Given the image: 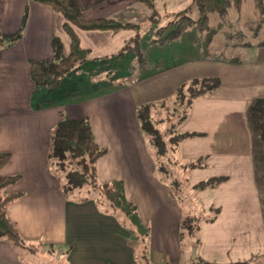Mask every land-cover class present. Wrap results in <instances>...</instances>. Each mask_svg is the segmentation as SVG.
I'll use <instances>...</instances> for the list:
<instances>
[{"label": "crops", "instance_id": "crops-1", "mask_svg": "<svg viewBox=\"0 0 264 264\" xmlns=\"http://www.w3.org/2000/svg\"><path fill=\"white\" fill-rule=\"evenodd\" d=\"M73 1L88 19L135 26L118 31L74 29L80 48L88 52L83 64L99 63L105 70H112L110 66L120 59L136 60L123 47L142 26L150 23L158 29L165 25L159 20L150 22L152 11L137 0ZM152 1L157 13L173 14L192 0ZM25 10L22 37L13 46L0 49V155L10 156L0 167V176L20 177L8 191L22 197L7 207V214L24 242L53 251V255L43 252L35 258L40 263L47 258L54 264L61 259L63 264H136L129 231L93 201L66 199L62 180L48 166L50 134L55 125L64 118L86 117L96 142L107 149L96 163L98 181L122 184L121 203L136 207L139 228L149 233L150 250L178 253L183 209L169 195L166 183L153 178L154 153L147 150L149 142L140 130L135 110L163 100L165 93L174 94L191 79L206 77H217L220 86L194 100L186 119L177 125L178 134L198 136L172 147V153L186 167L183 173L192 202L204 218L209 210H216L213 220L198 226L196 254L212 264L248 262L263 256L264 214L254 154L258 140L250 129L247 106L254 99L264 98V47H253V61L188 59L161 67L133 84L79 99H53L42 92L40 108L35 109L28 62L51 59L52 38L61 40V33L67 38V51L61 42L68 52L69 39L62 30V15L32 0H0V34L14 33ZM258 147L264 170V150L259 142ZM198 159H203V167L187 169ZM218 177L226 180L215 188L194 191L196 184ZM0 264L30 263L0 241Z\"/></svg>", "mask_w": 264, "mask_h": 264}, {"label": "trees", "instance_id": "trees-1", "mask_svg": "<svg viewBox=\"0 0 264 264\" xmlns=\"http://www.w3.org/2000/svg\"><path fill=\"white\" fill-rule=\"evenodd\" d=\"M39 4L50 7L64 18L62 30L69 39V50L66 52L61 40L54 36L51 41L53 56L51 59L36 61L30 60V78L34 85L32 100L35 109H39V96L42 92L50 93L60 87L62 78L76 63H83L88 55L86 50L79 46L78 37L74 29L83 31H118L126 28H135L131 24H123L106 19H88L84 16L78 5L73 0H32ZM152 11L150 22L157 21L158 13L152 0H137ZM256 11L264 13V0H252ZM243 0H192L190 4L180 12L173 14V18L164 26L154 32L152 44L157 46L169 45L177 40L189 27L194 26L199 33L208 28V15L215 13L219 17H226L228 9L234 7L236 11L241 9ZM195 10L197 18H191L190 13ZM27 11H24L18 29L11 34H0V49L13 46L21 37L26 24ZM137 35L131 40L133 46L128 43L123 51H130L134 54L138 64L145 61L139 47ZM238 47L249 48L250 44H240ZM255 47H264V41L259 42ZM220 80L217 77L194 78L189 83H184L176 88L174 94L176 100L186 105L184 115L176 125L181 124L187 117L188 111L194 100L210 95L218 89ZM150 104L136 108L135 115L139 122L143 135L149 137L151 146L155 149V157H162L167 151L162 134L154 128L150 117ZM247 118L250 129L264 145V98L252 100L247 106ZM198 136L196 133L176 134L169 141L173 145L181 141ZM107 153V149L96 142L90 120L86 118L71 120L62 119L53 128L50 134V144L47 154V161L50 171L62 180L61 191L66 199L84 203L93 201L104 213L114 216L120 222V215L117 209H131L136 215V207L130 204H122V184L120 182L100 183L96 173V163ZM8 154L0 155V167L9 161ZM203 159L187 166L189 170L203 167ZM19 176H0V241L6 242L12 249H25L35 251V245L26 244L16 227L7 214V207L20 200L21 193H12L8 189L13 186ZM226 180L224 177L210 178L196 184L194 191H202L208 188H215ZM264 185V173H263ZM88 188V193H95V196H80L83 189ZM212 211V210H211ZM216 214L210 219L213 220ZM137 217V216H136ZM192 219L182 218L180 229L188 235L192 233ZM121 225L131 231L125 223ZM198 226L196 227V232ZM138 237L135 236V240ZM38 246H41L40 244ZM191 264H196L192 262ZM201 264H212L202 262ZM228 264H247L246 262H235Z\"/></svg>", "mask_w": 264, "mask_h": 264}, {"label": "rangeland", "instance_id": "rangeland-1", "mask_svg": "<svg viewBox=\"0 0 264 264\" xmlns=\"http://www.w3.org/2000/svg\"><path fill=\"white\" fill-rule=\"evenodd\" d=\"M188 5L183 6L181 11ZM173 14L158 13L157 20H159V24L168 23L173 18ZM190 16L195 20L197 18L196 11L193 10ZM149 24L142 26L141 31L137 35L139 47L141 46L140 50L145 59L143 64H138L137 60L131 62L130 59H120L110 66L111 68L109 69L112 70H105V68L101 67L102 64L99 63H76L73 69L63 76L60 87L52 91L53 93H49L51 94L50 97L53 99H79V97L88 96L91 93L108 91L117 86L130 85L138 82L144 75L153 73L161 67H166L188 59L203 61L214 58L253 61L255 55L253 47L259 42L264 41V13L260 14L256 11L252 0H243L239 11H236L234 7H230L224 18L219 17L215 13H210L208 15L207 30L199 33L194 26L189 27L177 40L161 47L151 43L157 27L154 28ZM61 40L67 51V38H65L63 33H61ZM245 43L250 44L252 48L238 47V45ZM128 44L133 46L131 40ZM191 80L186 83H189ZM163 98V100L157 103H149L151 106L149 113L152 125L162 134L167 151L164 156L155 157V149L151 146L149 137L144 135L149 142L146 147L148 151H153L154 153L153 158L156 174L153 178L155 179L156 176L166 183L169 195L172 196L176 203L180 204L178 207L183 209L182 218L189 217L192 219L190 223L192 233L188 235L185 230L182 231L180 229L179 225L178 239L180 249L178 253L175 255L170 252L169 254H158L150 250L148 230L146 232L140 230L137 217L131 209H117V214L120 215L119 223H125L131 229L129 232V242L134 248L136 264H191L192 262L201 264L204 261L198 258L195 248L196 227L202 221H210L215 210H209L206 218H204L205 214L192 202L191 195L188 191L183 173L186 167L172 153V147L174 145L169 141L173 136L178 134L176 124L184 115L186 105L183 102L177 101L175 94L168 96L165 93ZM256 139L264 150L263 143L257 137ZM258 142L256 141L254 144V154L258 189L264 214V170H261L263 160L259 155L260 147H258ZM87 190L89 189H83L80 196H95V193L87 194ZM135 236L138 237L137 240H135ZM34 248V252L25 249H18L17 251L20 258L30 264H54L47 262L48 259L46 257V261L43 263H40L35 258V256H41L40 254L43 252L48 255H53L52 249L41 246H35ZM193 250H195L194 259H192ZM63 262L64 260L61 259L59 264H63ZM246 263L264 264V255L257 256Z\"/></svg>", "mask_w": 264, "mask_h": 264}, {"label": "water", "instance_id": "water-1", "mask_svg": "<svg viewBox=\"0 0 264 264\" xmlns=\"http://www.w3.org/2000/svg\"><path fill=\"white\" fill-rule=\"evenodd\" d=\"M195 258V250H193V253H192V259Z\"/></svg>", "mask_w": 264, "mask_h": 264}]
</instances>
